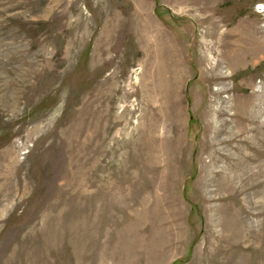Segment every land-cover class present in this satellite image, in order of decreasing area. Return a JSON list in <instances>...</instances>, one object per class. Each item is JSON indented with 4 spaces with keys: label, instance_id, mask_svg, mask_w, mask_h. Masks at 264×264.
<instances>
[{
    "label": "rangeland",
    "instance_id": "1",
    "mask_svg": "<svg viewBox=\"0 0 264 264\" xmlns=\"http://www.w3.org/2000/svg\"><path fill=\"white\" fill-rule=\"evenodd\" d=\"M257 38L264 0H0V264H264Z\"/></svg>",
    "mask_w": 264,
    "mask_h": 264
},
{
    "label": "bare ground",
    "instance_id": "2",
    "mask_svg": "<svg viewBox=\"0 0 264 264\" xmlns=\"http://www.w3.org/2000/svg\"><path fill=\"white\" fill-rule=\"evenodd\" d=\"M258 31V30H257ZM239 36V35H238ZM258 36V35H257ZM264 53V43H261L259 41V39L257 38V40L254 41L251 50L246 51V53H243L240 55L239 57V62L243 63L246 61L247 58H250L251 60L255 59L256 57H258L260 54ZM238 61V59H237ZM264 110V109H263ZM262 112V111H261ZM255 120H252V122H254ZM258 122V121H257ZM256 123V121H255ZM241 127V124H240ZM244 128L242 127V129L240 130V133L237 136H242L244 133H246L244 130ZM251 132V131H250ZM252 141V139H251ZM253 142V141H252ZM251 142V143H252ZM252 157V156H251ZM253 158V157H252Z\"/></svg>",
    "mask_w": 264,
    "mask_h": 264
}]
</instances>
